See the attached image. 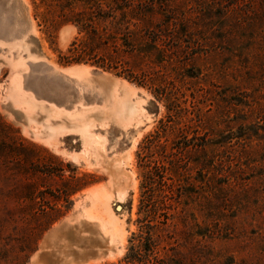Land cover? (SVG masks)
Returning a JSON list of instances; mask_svg holds the SVG:
<instances>
[{
    "label": "rangeland",
    "instance_id": "1",
    "mask_svg": "<svg viewBox=\"0 0 264 264\" xmlns=\"http://www.w3.org/2000/svg\"><path fill=\"white\" fill-rule=\"evenodd\" d=\"M47 1L0 0V264H125L164 86L209 144L192 151L160 254L264 264V0H154L147 86L124 77L129 56L117 70L65 63L83 33Z\"/></svg>",
    "mask_w": 264,
    "mask_h": 264
},
{
    "label": "trees",
    "instance_id": "2",
    "mask_svg": "<svg viewBox=\"0 0 264 264\" xmlns=\"http://www.w3.org/2000/svg\"><path fill=\"white\" fill-rule=\"evenodd\" d=\"M50 5L52 2L42 0ZM59 17L76 24L82 38L70 45L62 59L67 64H91L105 70L123 67L124 77L140 86L150 80L141 66L153 62L155 53L160 52L158 40L152 37L151 18L160 4L154 0H59ZM53 4V3H52ZM70 13H66V10ZM162 39H160L161 41ZM129 66V65H128ZM136 69H140V72ZM123 76L122 71L117 73ZM173 79V78H172ZM156 99L165 102L167 116L158 127L146 136L138 151L140 168V198L138 223L140 229L130 238L125 264H168L160 254L158 232L164 229L170 218L183 202L186 193L185 175L192 151H203L209 144L206 136L197 129L181 125L183 108L172 89L158 87L152 91Z\"/></svg>",
    "mask_w": 264,
    "mask_h": 264
},
{
    "label": "bare ground",
    "instance_id": "3",
    "mask_svg": "<svg viewBox=\"0 0 264 264\" xmlns=\"http://www.w3.org/2000/svg\"><path fill=\"white\" fill-rule=\"evenodd\" d=\"M88 67V66H87ZM78 69V68H77ZM69 70V69H68ZM79 70V69H78ZM84 71H85V68H84ZM78 72V71H77ZM80 72V71H79ZM73 73V72H72ZM80 74H81V72H80ZM119 106H121V108H125V106H124V104H123V102H120V105ZM131 110H130V112H131V114H132V111H133V109L132 108H130ZM65 238H66V236H65ZM67 240V239H66ZM68 241V240H67ZM64 242V241H63ZM68 244V243H67ZM56 249V248H55ZM68 249V248H67ZM75 249V248H74ZM58 253V252H57ZM67 253V252H66ZM62 255H65V254H62ZM62 257H64V256H62ZM65 258V257H64ZM70 259V258H69ZM63 262L65 263V260H63ZM66 262H67V260H66Z\"/></svg>",
    "mask_w": 264,
    "mask_h": 264
}]
</instances>
